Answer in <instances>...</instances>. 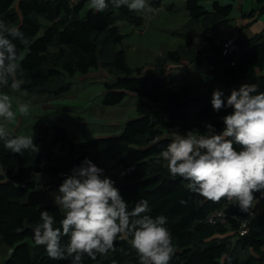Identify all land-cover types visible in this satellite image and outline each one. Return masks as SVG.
<instances>
[{
  "label": "trees",
  "instance_id": "trees-1",
  "mask_svg": "<svg viewBox=\"0 0 264 264\" xmlns=\"http://www.w3.org/2000/svg\"><path fill=\"white\" fill-rule=\"evenodd\" d=\"M206 1L187 0L193 20L199 22L211 13L226 18L234 11L232 3L223 4L222 0H212L209 11ZM257 2L263 13L264 0ZM134 14L126 6L111 5L103 13H94L86 0H0V17L7 26L20 28L28 40L27 46L14 41L22 53L19 71L25 83L21 92H42L52 80L64 75L74 78L98 70L101 51L96 38L107 36L114 45L121 44L124 36L118 23L133 21ZM42 19L49 24L44 25ZM52 47L58 49V58L53 62L49 57ZM210 52L198 60L184 59L180 51L167 55L177 64H187L185 67L207 61L214 68L212 77L219 87L199 92L197 87L175 82L167 74L160 75L154 66L131 69L125 51L116 50L112 65L117 73L115 80L105 83L103 105L116 107L127 96L139 98L138 116L125 124L119 136L75 142L66 129L56 126L45 129L46 137L34 139L38 151L14 154L0 143V165L4 170L0 175V239L10 250L0 264H70L68 260L49 258L43 246L35 245L33 228L45 209L54 215L55 226H59L63 214L54 205L53 197L64 179L62 174H70L85 158L106 169L111 177L112 172L120 175L133 168L120 175L117 187L129 202V209L147 199L150 215L168 218L166 226L175 245L170 264H264V198L254 201L257 216L248 233L240 236L237 218L248 213L223 198L200 205L197 201L202 198L186 189L187 181L161 173L160 167L152 165L176 131L184 134L198 128L203 132L204 122H211L218 131L222 129L221 117L231 109L219 113L213 110L210 101L215 89L230 95L232 88L255 83L258 91L264 92V35L251 41L238 56H223L218 40L211 43ZM156 135L161 140L152 144ZM39 176L46 177L44 184L38 182ZM224 208L225 222H206L210 214ZM115 245V251L98 255L96 260L85 256L83 264H138L136 251L127 240H118Z\"/></svg>",
  "mask_w": 264,
  "mask_h": 264
},
{
  "label": "clouds",
  "instance_id": "clouds-1",
  "mask_svg": "<svg viewBox=\"0 0 264 264\" xmlns=\"http://www.w3.org/2000/svg\"><path fill=\"white\" fill-rule=\"evenodd\" d=\"M94 13H103L109 5L126 6L130 11L151 13L148 0H86ZM19 41L27 46L24 32L7 26L0 17V143L14 154L38 151L32 135H13L8 124L17 119L9 93L21 92L25 83L19 71L22 53ZM7 90V91H6ZM215 112L231 111L221 117L219 131L211 122H204L205 131L198 128L181 134L176 131L159 153L168 173L187 181L188 191L202 199L220 202L223 199L241 212L252 214L254 201L264 198V92L255 83H243L230 95L219 88L212 93ZM21 116L29 115V103L16 106ZM156 135L152 144H159ZM133 168L121 171L124 176ZM4 174L0 165V175ZM53 203L62 212L59 226L47 209L41 211L33 228V241L43 246L53 260H68L83 264L85 256L96 260L98 255L115 251V242L127 240L136 251L138 264H170L175 245L165 215L153 217L147 199H141L129 209L116 181L106 169L85 158L70 174H62ZM259 193V196L256 194ZM187 203V201H181Z\"/></svg>",
  "mask_w": 264,
  "mask_h": 264
},
{
  "label": "rangeland",
  "instance_id": "rangeland-1",
  "mask_svg": "<svg viewBox=\"0 0 264 264\" xmlns=\"http://www.w3.org/2000/svg\"><path fill=\"white\" fill-rule=\"evenodd\" d=\"M177 2H179L177 4L179 6L180 1L177 0ZM224 2L222 0L223 4H225ZM211 3L212 0L206 1L208 6H211ZM208 9L211 10V8ZM153 10L156 11V14L154 13L151 16L143 11H135V14H137V17L151 19L150 17L157 15L159 12L158 9L153 8ZM221 20V17L211 13L200 22L191 21V25L187 28L182 26L181 28L184 29L173 34L181 44L186 46L178 50L184 59L198 60L210 51L211 43L219 37V22ZM42 23L44 25L49 24L44 19H42ZM181 23L170 21L169 18H159L151 20L149 24H144L143 28L133 29L131 25H125L124 21H120L118 25L121 33L125 36L121 45H114L107 39V36L96 38L101 51V66L98 70L92 71L90 75L86 76L77 74L74 78L64 75L59 79L52 80L42 92L33 94L24 92L9 93L13 109L17 112V119L8 124V129L13 134L32 135L35 139L46 137V128L49 127L50 129L58 126L66 129L70 138L75 142L119 136L123 132L125 124L138 116V98L127 96L125 101L116 107L103 105L105 83L115 80L117 73L112 65L114 52L124 50L126 57L129 58L127 59L128 64L130 63L134 69L142 67L149 69L153 66L150 64L154 62L155 57L161 51L173 48L176 45L174 40L167 39V34L174 32L175 28ZM185 33L189 34L190 37L193 35H201V37L194 36L193 39H189L190 43L187 44V39L184 41L180 39ZM49 57L52 62L53 59L58 58L56 47L51 48ZM162 63L163 60L161 59L157 66H162ZM183 66L185 67L187 64L183 63ZM198 68V65H193L192 68L188 69L187 74H191ZM210 73L208 69L200 75L204 80L197 83L196 87L199 92L209 91L211 85L215 87L216 83L212 80L213 77L210 76ZM189 84L192 85V83ZM20 103L30 104L28 116L19 114L16 106ZM55 152L63 155L57 148H55ZM152 165L160 167L162 169L161 173L169 174L166 162L161 157L155 159ZM38 178V182L42 181V184H44L46 177L39 176ZM112 178L117 181L120 179V175L112 172ZM8 253L9 248L0 239V263H4Z\"/></svg>",
  "mask_w": 264,
  "mask_h": 264
},
{
  "label": "crops",
  "instance_id": "crops-1",
  "mask_svg": "<svg viewBox=\"0 0 264 264\" xmlns=\"http://www.w3.org/2000/svg\"><path fill=\"white\" fill-rule=\"evenodd\" d=\"M179 1H180V4L178 6L177 4L179 2H177V0H148V3L153 8L159 10L157 15H154V16L150 17L151 19H149L146 17L145 18L144 17H137V14H134L133 21H131V22L124 21V22L126 23L125 25H127V24L131 25L133 29H137V28H141V27L143 28L144 24H149V22L151 20H157L159 18H164V19L169 18L170 21H176L177 23L182 22L178 27L175 28L174 32H171V33L169 32L167 34V39L174 40L176 42V45L173 48L164 49L163 51H161L159 53V55H157L155 57L154 62L150 65H153L154 67H156L157 71H160L159 72L160 75L167 74V76L174 79L175 82H181L182 81V82H185L187 84L192 83V85L194 87H196L198 82H200L201 80H204V79H202V76H200V75H202L203 71H205V70L208 71V69H209V71L211 72L210 76H212V71L210 70V65L208 64V62L206 61L202 64H192L189 67H184L183 65L177 64V63H175V62H173L167 58V55L169 52L178 51L180 48L186 47L183 44H181L179 42V39L175 38L173 36V34L177 31L184 29V28H181L182 26L187 28L189 25H191V21L197 22V21L192 19L189 11L187 10V7H186L187 0H179ZM224 1H225L224 2L225 4L232 3L234 5V11L232 12V14L230 16H228L226 18H222L221 16L217 15V16L221 17L222 20L219 22V24H220L219 34H218L219 37L216 40L226 41L230 38L237 37L239 39V43H238L239 52L241 53V51L243 49L248 48V45H250L251 41H253L254 39H256L262 35H264V12L262 13L261 11H259L261 6L258 4L257 0H224ZM205 6H206V9L211 8V6L206 5V3H205ZM205 18H207V17H205ZM119 28H120V26H119ZM120 32H121V30H120ZM194 36L201 37V35H193L190 37L189 34L185 33L184 35H182V37H180V39L183 41L185 39H187L188 40L187 44H189L190 43L189 39H193ZM124 39H125V36H124ZM123 41H122V43H123ZM121 44H119V45H121ZM210 54H211V52L209 51L205 56L210 55ZM182 57H183V55H182ZM127 59H129V58L127 57ZM161 59L163 60L162 66H164V70H161L162 66H160V67L157 66L158 63L161 62ZM127 64H128V62H127ZM193 65H196V66L198 65L199 68L194 70L191 74L188 75L187 71L189 68H192ZM206 65H207V67H206ZM128 66L133 70L136 69V68L135 69L132 68L130 63L128 64ZM137 69H139V68H137ZM141 69H143V67ZM90 74H88V75H90ZM212 80H214V78H212ZM216 84H215V87H219V85H216ZM212 87H214V85H211L210 88H212ZM138 102H139V98L137 100V104H138ZM137 115H138V113H137ZM9 254H10V250H9L8 256H9ZM8 256H6V257H8Z\"/></svg>",
  "mask_w": 264,
  "mask_h": 264
},
{
  "label": "built area",
  "instance_id": "built-area-1",
  "mask_svg": "<svg viewBox=\"0 0 264 264\" xmlns=\"http://www.w3.org/2000/svg\"><path fill=\"white\" fill-rule=\"evenodd\" d=\"M156 14V11L153 10L151 13H149V16ZM239 39L237 37L230 38L226 41L219 40L218 44L222 45L223 49V56H238L240 54L239 52ZM232 65H235V63H232ZM210 70H214L213 67L210 66ZM233 89V88H232ZM230 205V203H228ZM252 214L249 213L245 216H239L237 218L238 223L240 224V236H245L248 233V228L252 220L257 216V203L254 204L252 208ZM226 208L216 211L212 214H210L206 220V222L209 225H217L218 223L225 222L226 220Z\"/></svg>",
  "mask_w": 264,
  "mask_h": 264
}]
</instances>
